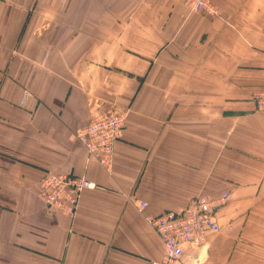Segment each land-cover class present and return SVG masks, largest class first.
Listing matches in <instances>:
<instances>
[{
  "label": "crops",
  "instance_id": "crops-1",
  "mask_svg": "<svg viewBox=\"0 0 264 264\" xmlns=\"http://www.w3.org/2000/svg\"><path fill=\"white\" fill-rule=\"evenodd\" d=\"M213 3L0 0V264H150L138 201L223 193L191 264H264V0ZM109 104L130 112L106 169L76 134ZM48 171L96 184L73 220L45 206Z\"/></svg>",
  "mask_w": 264,
  "mask_h": 264
},
{
  "label": "built area",
  "instance_id": "built-area-1",
  "mask_svg": "<svg viewBox=\"0 0 264 264\" xmlns=\"http://www.w3.org/2000/svg\"><path fill=\"white\" fill-rule=\"evenodd\" d=\"M191 9L209 16H219L213 0H186ZM254 100L258 110L264 111V91L257 92ZM129 109L115 104L102 105L92 113L90 122L81 128L76 138L84 147L89 159L109 169L113 163L116 142L121 138ZM40 196L50 211H58L74 219L87 190L96 187L93 181L72 174L45 173L40 181ZM228 200V194L198 195L180 211L159 214L146 212L144 201L137 202V209L145 222L152 227L163 243V255L150 264H191L195 252L207 247L209 235L218 234L221 226L217 212Z\"/></svg>",
  "mask_w": 264,
  "mask_h": 264
},
{
  "label": "rangeland",
  "instance_id": "rangeland-1",
  "mask_svg": "<svg viewBox=\"0 0 264 264\" xmlns=\"http://www.w3.org/2000/svg\"><path fill=\"white\" fill-rule=\"evenodd\" d=\"M251 257L254 261L258 262V245H253V250L251 251Z\"/></svg>",
  "mask_w": 264,
  "mask_h": 264
}]
</instances>
